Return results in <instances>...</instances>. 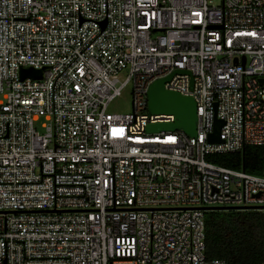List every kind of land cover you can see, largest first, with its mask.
Returning a JSON list of instances; mask_svg holds the SVG:
<instances>
[{
	"label": "built area",
	"instance_id": "1",
	"mask_svg": "<svg viewBox=\"0 0 264 264\" xmlns=\"http://www.w3.org/2000/svg\"><path fill=\"white\" fill-rule=\"evenodd\" d=\"M170 73L194 137L146 131L174 119L147 112ZM129 82L131 112H108ZM251 145L264 0H0V264H227L205 255L206 208L264 210V176L207 157Z\"/></svg>",
	"mask_w": 264,
	"mask_h": 264
},
{
	"label": "trees",
	"instance_id": "2",
	"mask_svg": "<svg viewBox=\"0 0 264 264\" xmlns=\"http://www.w3.org/2000/svg\"><path fill=\"white\" fill-rule=\"evenodd\" d=\"M219 165L264 176V145L207 157ZM205 255L227 264H264V210L205 212Z\"/></svg>",
	"mask_w": 264,
	"mask_h": 264
},
{
	"label": "water",
	"instance_id": "3",
	"mask_svg": "<svg viewBox=\"0 0 264 264\" xmlns=\"http://www.w3.org/2000/svg\"><path fill=\"white\" fill-rule=\"evenodd\" d=\"M176 73H187L181 69H177ZM173 73L153 80L146 92L147 112L149 114H172L174 119L171 122H155L146 126L148 132L158 131H183L187 136L194 137L196 135V103L192 96L182 95L177 91L169 90L164 87V82L170 79ZM21 78L31 77L40 79L41 70L26 68L20 70ZM192 79H190V87ZM222 120L215 119L212 132L208 135L211 142H220L219 130L222 126ZM209 210H248L252 209L248 206H217L206 208Z\"/></svg>",
	"mask_w": 264,
	"mask_h": 264
},
{
	"label": "rangeland",
	"instance_id": "4",
	"mask_svg": "<svg viewBox=\"0 0 264 264\" xmlns=\"http://www.w3.org/2000/svg\"><path fill=\"white\" fill-rule=\"evenodd\" d=\"M220 0H212L213 4H218ZM123 78V76H119ZM132 82L127 83L122 89L118 96H116L111 102L107 105V111L110 113H118L124 114L131 112L132 105ZM43 118L40 117L38 121L34 122V126L39 131H43V127L41 126V122Z\"/></svg>",
	"mask_w": 264,
	"mask_h": 264
}]
</instances>
